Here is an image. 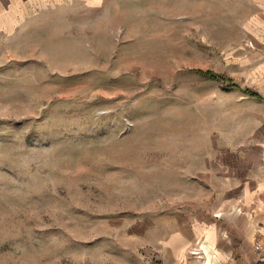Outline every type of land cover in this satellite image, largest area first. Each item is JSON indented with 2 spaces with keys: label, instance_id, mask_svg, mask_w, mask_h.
I'll use <instances>...</instances> for the list:
<instances>
[{
  "label": "rangeland",
  "instance_id": "1",
  "mask_svg": "<svg viewBox=\"0 0 264 264\" xmlns=\"http://www.w3.org/2000/svg\"><path fill=\"white\" fill-rule=\"evenodd\" d=\"M263 104L264 0L39 5L0 33V264H168L126 233L204 199Z\"/></svg>",
  "mask_w": 264,
  "mask_h": 264
},
{
  "label": "crops",
  "instance_id": "2",
  "mask_svg": "<svg viewBox=\"0 0 264 264\" xmlns=\"http://www.w3.org/2000/svg\"><path fill=\"white\" fill-rule=\"evenodd\" d=\"M53 1L0 0V33ZM241 134L206 157L204 199L177 204L126 234L150 243L168 264H264V104L251 130ZM140 244L119 243L118 251L136 253L133 262L115 257L93 264H140Z\"/></svg>",
  "mask_w": 264,
  "mask_h": 264
},
{
  "label": "trees",
  "instance_id": "3",
  "mask_svg": "<svg viewBox=\"0 0 264 264\" xmlns=\"http://www.w3.org/2000/svg\"><path fill=\"white\" fill-rule=\"evenodd\" d=\"M204 74L209 75V76H211V77H215V76H216L214 73H212V72L209 71V70L205 71ZM230 86H235V83H230ZM246 90H248V89H246ZM247 92H248L251 96L260 97V95L258 94V92L255 91V90H248Z\"/></svg>",
  "mask_w": 264,
  "mask_h": 264
},
{
  "label": "built area",
  "instance_id": "4",
  "mask_svg": "<svg viewBox=\"0 0 264 264\" xmlns=\"http://www.w3.org/2000/svg\"><path fill=\"white\" fill-rule=\"evenodd\" d=\"M255 247H256V248H259V245H258V243H255Z\"/></svg>",
  "mask_w": 264,
  "mask_h": 264
}]
</instances>
